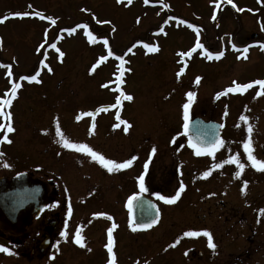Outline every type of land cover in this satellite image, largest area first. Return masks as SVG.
Listing matches in <instances>:
<instances>
[{
  "label": "flooded vegetation",
  "instance_id": "flooded-vegetation-1",
  "mask_svg": "<svg viewBox=\"0 0 264 264\" xmlns=\"http://www.w3.org/2000/svg\"><path fill=\"white\" fill-rule=\"evenodd\" d=\"M215 1L220 10L231 8L229 4L221 5L219 0ZM217 28L214 26V30ZM252 36L255 35L249 37L250 41L245 36L241 38L242 43L234 36L227 37L223 43L229 42L232 52L238 53L251 48L257 41ZM223 43L213 50L203 42L204 50L222 52ZM126 91L132 100H121L118 107L108 108L116 104L117 96L107 95L109 102L92 105L90 109L94 115L82 126L71 109L65 108L69 114L65 118L60 108L45 112L49 119L47 123H33L46 125L47 139L34 147L35 140L27 136L25 147H29V157L20 158L19 163L14 159L17 132L12 122L14 131L8 134L10 142H0V153L5 148L9 151L7 158H0V194L7 195V201H0V245L9 247L14 254L0 252V264H107V230L113 224L116 225L112 232L115 264H264V215L259 211L264 209V204L262 201L257 204L241 202L244 170L236 177V164L214 167L229 156L241 157L240 147L249 135L248 124L241 126L236 118L231 119L234 123L229 117L221 122L209 118L202 110L204 107L196 105L193 98L188 124L198 119L216 123V126L211 137L202 131L186 134L183 105L188 97L184 100L180 96L178 108L169 112L172 123L171 120L168 123L166 120L164 123L155 121L157 110L151 104V122L159 123L160 128L155 141L151 142L152 147L145 153L150 140L143 135L144 128L139 119L146 109L142 107L138 111L136 105L141 104L138 96L143 95ZM156 92L154 97L161 95ZM172 104L176 106L177 100L174 99ZM100 108L107 110L97 111ZM117 113L120 120L130 125L127 132L123 124L114 127L120 123ZM57 124L71 143H86L106 159L118 163L133 156L136 159L128 168L110 173L85 153L62 147L57 142ZM252 129L251 141L263 145L264 121L255 122ZM189 138L200 146L217 139L224 143L212 156H197L188 144ZM153 147L156 151L150 156ZM257 155H264V150L260 149ZM4 164L9 166L4 167ZM206 171L209 175L204 177ZM141 174H144L143 192L138 181ZM181 183L184 190L174 203L168 204L157 198V193L175 195ZM68 190L79 199L66 201L63 196ZM243 193L251 197L247 189ZM129 197L136 199L129 204ZM69 207L71 215L67 211ZM157 211L159 218L155 224L138 227L156 219ZM99 213L103 215H97ZM77 228L81 230L83 246L74 241ZM203 230L211 233L215 249L208 247L203 235H183L186 231ZM61 231L67 235L61 237ZM244 236H249L250 240L241 246ZM253 244L256 246L250 249Z\"/></svg>",
  "mask_w": 264,
  "mask_h": 264
},
{
  "label": "rangeland",
  "instance_id": "rangeland-1",
  "mask_svg": "<svg viewBox=\"0 0 264 264\" xmlns=\"http://www.w3.org/2000/svg\"><path fill=\"white\" fill-rule=\"evenodd\" d=\"M219 1L221 5L227 3V0ZM216 3L215 0H148L147 4L145 0H132L130 4L128 0H0V18L8 17L0 23V65H10L12 73L9 76V68L0 67V98H7L5 93H10L12 83L21 84L17 97L6 109L11 112L16 127L14 159L17 163L29 155V147H25L27 136L35 140L34 147L43 144L48 137L46 125L43 127L33 121L47 123L45 112L57 108L64 111L65 118L69 115L66 109H71L80 117L78 123L82 126L88 122L89 115L81 114L91 113L92 105L109 102V94L118 96L117 86L124 93L128 90L131 94L143 95L138 96L141 104L136 105L138 111L142 107L146 109L138 118L144 128L143 135L150 140L145 153L157 137L159 123L165 120L172 123L169 112L178 108L180 96L187 99L189 91L196 94V105L204 107L202 110L209 118L220 122L230 118L231 123L236 118L241 126L245 124L240 120L241 115L248 117L247 124L251 126L264 121V94L256 95L264 90L258 85L242 94L233 92L216 98L217 93L232 87L233 81L249 83L264 79V48L261 47L264 44V0H233L236 8L243 11H237L229 3L231 8L220 10ZM16 12L31 14L21 18L12 15ZM37 12L44 17L51 16L56 23L40 19L35 15ZM83 24L88 25L87 31L96 38L95 43L89 42L85 29L76 27ZM189 24L199 31L200 43L206 42L213 50L227 37L234 36L242 43L244 36L250 41L249 37L255 35L257 41L247 52L238 53L232 52L229 42L223 43L220 59H208L202 54L205 48L197 49L191 56L180 57L178 53L189 51L196 43L197 31L188 27ZM214 26L218 27L216 31ZM68 28H76V31L69 33ZM104 40L108 41L107 48ZM145 44L156 47L157 51H150ZM109 50L113 55H108ZM101 56L106 59L97 64ZM117 57H123L124 63ZM181 67L185 71L177 78ZM36 73H39V82L19 79ZM197 77H200L198 84ZM118 78L123 83L118 85ZM155 92L161 95L154 97ZM165 95L169 97L164 98ZM174 99L176 106L172 104ZM151 104L157 110L154 118L160 121L158 124L151 122ZM259 144L252 141L254 155L264 160V155H257L260 149L264 150V144ZM240 148V162L245 165L242 187L251 195L242 192L241 202L262 201L264 204V170L253 168L243 147ZM6 149L1 152V159L7 158ZM63 198L69 202L79 199L69 190ZM242 240L241 246L250 238L244 236Z\"/></svg>",
  "mask_w": 264,
  "mask_h": 264
},
{
  "label": "snow or ice",
  "instance_id": "snow-or-ice-1",
  "mask_svg": "<svg viewBox=\"0 0 264 264\" xmlns=\"http://www.w3.org/2000/svg\"><path fill=\"white\" fill-rule=\"evenodd\" d=\"M132 2V0H128V3L130 4ZM145 3H148V0H145ZM227 3L231 4L234 8H236V5L233 3V0H227ZM31 7V6H29ZM217 7H219V3H217ZM237 11H243V9L240 8H236ZM30 12H16L13 13L12 15L15 17H21L23 18L24 16H28L30 15ZM36 16H39L40 19H47L49 20L52 24H55L56 21L51 17H44L43 15H41L39 12L35 13ZM213 18H215V15L213 16ZM8 19V17H3L0 18V23H3L4 20ZM98 23H104L102 21H97ZM180 23H185V21H180ZM77 28H83L85 29V35L88 36L89 38V42L90 43H95L96 42V38L92 35L91 32L87 31L88 29V25L87 24H83V25H77ZM188 27L193 28L194 31H197V39H196V43L195 46L190 49L187 52H180L178 53V55L180 57H188L191 56V54L193 52H195L197 49H203L204 46L200 43V39H199V31L197 29L194 28L193 25L189 24ZM67 32L69 33H73L76 31V28H68L66 29ZM52 48H56L55 44H51L50 45ZM104 46L105 48L108 47V41L104 40ZM145 48H149L150 51L155 52L157 51L156 47H150L149 45L145 44L144 45ZM233 47H235V45H233ZM262 48H264V44L261 45ZM59 52V49H56ZM247 48H245L243 51L247 52ZM37 51H39V49H37ZM129 52H131V49H128ZM202 54H204L208 59H220L223 56V52H217V53H212V52H203ZM60 55L63 56L64 53L60 52ZM108 55L111 56L113 55V53L111 52V50H109ZM106 57L101 56L99 58V60L97 61V64H99L101 61L105 60ZM117 59H119L121 61V64L124 63L123 57H117ZM44 61H41V64H43ZM0 67H8L9 68V72L8 75L11 76V66L10 65H0ZM93 68H95V65L93 66ZM49 71H51V69H49ZM185 71L184 67H181L179 69V71L177 72V78H179L181 76V74ZM39 75V73H36L35 75H28V76H21L19 79L20 80H27L28 82H39L37 80V76ZM197 84L200 82V77L196 78L195 81ZM118 85L120 83H123V80L121 78H118ZM253 85H258L260 87V89L264 90V79H258L249 83H237L236 81H233V86L226 88L224 91L219 92L216 94V98L218 99L220 96L222 95H227L228 93H233V92H239V93H244L246 92L248 89L252 88ZM106 86V85H103ZM21 88V84L20 83H12L11 84V90L10 93L6 92L5 96L7 98H0V142H10L8 140V134L14 131V128L12 126V115L10 111H6V109L10 108V106L13 103V100L17 97V90ZM117 92H119L120 94L116 97V104L115 105H109L107 106L108 108L111 107H118L121 104V100H132L133 97L131 95H126L123 91H121V89L119 88V86H117V88L115 89ZM264 94V92L258 91L256 93L257 96H260ZM187 97H188V102L185 103L183 105V109H184V129L187 132L188 129V111H189V107L192 103L193 98L195 97V93L189 91L188 93H186ZM107 108H100L97 111H106ZM81 115H89L92 116L94 115V113H82ZM77 119H80V117L78 116ZM117 120H120L119 117V113H117ZM240 120L242 122H244L245 124H247V120L248 117L245 115H241L240 116ZM120 124L125 125L124 127V131L127 132L128 127H130V125H128V123L126 121H122L120 120L119 124L114 125V127H120ZM253 129L251 125L247 126V133L249 134L248 137L243 141L242 143V147H243V151L247 156V160L250 162L251 166L253 168H255L256 170H264V160L258 159L255 155H254V149L252 147V141H251V133H252ZM56 135L59 138L57 142L61 143L62 147L64 148H68V149H74L77 152H81V153H85L87 156H89L93 161L98 162L102 167H104L105 169H107L108 172H113L116 170H120V169H125L128 168L129 166H131V164L133 163V161L136 159L135 156L131 157L130 159L124 160L123 162H116L115 160L112 159H106L105 156L101 153H99L98 151H95L92 147H90L89 145H87L86 143L84 144H75V143H71L61 132V129L59 127V125L57 124L56 127ZM223 140L217 139L215 142L210 143L206 146H200L197 143H194L193 140L191 138H189L188 144L189 146L194 150V154L197 156H201V155H209L212 156L216 150L219 147L223 146ZM156 149L153 147L151 154L155 153ZM0 155H2V153H0ZM240 157L239 155H233V156H229L228 159L224 160L222 163H215L214 167L215 168H221L223 166V164H236V167L238 169V171L235 172V176L239 177L241 175L242 170L244 169L245 165L243 163L239 162ZM4 167H8V164H4ZM145 170H147L148 168V164L147 162L144 165ZM209 175V172H204L203 176L207 177ZM138 181H139V185H140V191L143 192L145 191V187H144V174H141L138 177ZM246 184V182H245ZM184 185L181 183L179 186V189L176 191L175 195L172 196H165V195H160L159 193L156 194L157 198L161 201H164L165 203L168 204H172L174 203L179 197L181 192H183L184 190ZM241 191H244V188L241 189ZM136 199V197H129V204H131L132 200ZM68 214L71 215L72 209L71 207L68 208ZM260 214L264 215V209H260ZM97 215H103L102 213H99ZM159 218V212L157 211L156 213V219H153L149 224L146 225H138V227H151L152 224H155L157 219ZM131 224V221H130ZM116 227L115 224L112 225V227L108 228L107 233H108V242L105 245V247L107 248V252H108V261L107 264H115V258L113 255V237H112V232L113 229ZM135 230V228L133 229ZM67 235L66 232L61 231L60 232V236L61 237H65ZM183 235L185 237H197L200 235H203L204 237L207 238V242H208V247L210 249H215L216 245L214 243L213 237L211 235V233L207 230H203V231H186L183 233ZM74 241L75 243H77L78 245L83 246L82 244V237H81V230L80 228L76 229L75 235H74ZM179 241H177L178 243ZM170 246H174V245H170ZM0 252L12 255L14 254L9 247H6L4 245H0Z\"/></svg>",
  "mask_w": 264,
  "mask_h": 264
},
{
  "label": "water",
  "instance_id": "water-1",
  "mask_svg": "<svg viewBox=\"0 0 264 264\" xmlns=\"http://www.w3.org/2000/svg\"><path fill=\"white\" fill-rule=\"evenodd\" d=\"M252 37H255V36H252ZM216 126V123H213V122H203L201 120H194L192 121L191 123H189L188 125V129H187V132L185 131V133L187 134L188 132L191 133V131H202L203 134L204 133H208L209 137H211L212 133L211 131L215 128ZM191 136V134H190ZM197 136V135H196ZM198 145H201L200 143H197ZM7 195H4V194H0V201L1 202H5L7 201ZM3 205H6L8 206V204H1V206L3 207Z\"/></svg>",
  "mask_w": 264,
  "mask_h": 264
}]
</instances>
